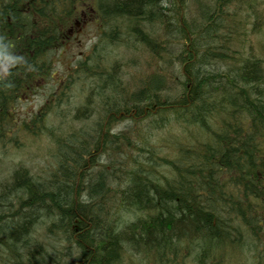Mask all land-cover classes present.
Listing matches in <instances>:
<instances>
[{"label": "trees", "instance_id": "16d2710c", "mask_svg": "<svg viewBox=\"0 0 264 264\" xmlns=\"http://www.w3.org/2000/svg\"><path fill=\"white\" fill-rule=\"evenodd\" d=\"M90 13L97 41L55 75ZM253 35L264 0H0V166L43 139L55 165L45 178L22 162L0 176V264H264V42ZM120 51L153 67L140 84L124 81L135 72Z\"/></svg>", "mask_w": 264, "mask_h": 264}, {"label": "rangeland", "instance_id": "374dc122", "mask_svg": "<svg viewBox=\"0 0 264 264\" xmlns=\"http://www.w3.org/2000/svg\"><path fill=\"white\" fill-rule=\"evenodd\" d=\"M244 19L245 18H242L238 21L241 27L243 24L242 21H244ZM231 25L232 24H228V27H230V29H231ZM237 29L240 30L238 26ZM228 31L230 30L228 29ZM98 33H99V26L97 25L95 15L92 16L91 18L88 17L85 20L80 21L73 30V32L70 34L68 41L65 43L61 51H59L55 57L57 63L55 68V72H56L55 75L59 77L61 75H64L69 70V68L73 66L72 64L74 62H76L80 58L85 57V55L89 52V49L97 41ZM251 40L254 46L257 47V42L259 41L264 42V35H260V36L253 35L251 37ZM139 47L140 49L137 50L138 52H140L142 49L141 45H139ZM122 52L123 51L117 52L116 57L119 55V57L121 58L120 60L124 63L123 65L130 67V69L135 72L133 75L131 74L129 75L130 71L125 69L123 78L130 80H124V81L126 82V84L133 82L134 85L141 83L143 78L136 79V77H139L140 75H146L147 73H145L144 69L147 68L148 70H152L153 67H146L139 60H136L134 62L130 61V59H135L133 57L134 55H130L129 53H127L129 56L120 55L122 54ZM173 69L176 72V68H172L170 70L173 71ZM167 71H169V69H167ZM173 78H175V76H173ZM52 85H53L52 83L50 84L47 83L45 86H43L40 89L39 93L33 95L31 94L30 97L25 98L22 101L18 102L17 106H18L19 116L17 117L29 118V116L35 110H37L40 107V105L43 103L44 98L47 95V92L51 91ZM131 88L132 86H129V89ZM166 138H168V140L171 142L176 140V138L172 134H169ZM23 139L24 137L21 140ZM50 144L53 145L52 143H49V141L43 139L39 142L37 141H31L30 143L27 142V145L23 146L21 150L20 149L12 150V154H10L7 159H4L3 162L4 164L0 166V176H8L12 171L14 163L22 162L23 164L27 165V167L30 169V171L33 174H36L38 177L45 178V176L49 173V171L54 170V166H55L54 157L50 156L51 153ZM160 149L162 150L161 152L163 153L166 151L167 148H160ZM168 149L170 151L174 150L173 147L171 148L169 147ZM107 154L108 153H106V155ZM0 156L4 157L2 153H0ZM127 218H129V216H127ZM1 258L2 256L0 255V261Z\"/></svg>", "mask_w": 264, "mask_h": 264}, {"label": "bare ground", "instance_id": "6f19581e", "mask_svg": "<svg viewBox=\"0 0 264 264\" xmlns=\"http://www.w3.org/2000/svg\"><path fill=\"white\" fill-rule=\"evenodd\" d=\"M154 14H155V13H154ZM121 22H122V21H121ZM150 27H151V26H150ZM110 29H111V28H110ZM115 31H116V30H115ZM156 33H157V32H156ZM158 35H159V34H158ZM160 37H161V36H160ZM159 40H160V39H159ZM157 41H158V40H157ZM159 42H160V41H159ZM164 44H165V43H164ZM148 46H149V45H148ZM160 46H161V45H160ZM178 46H179V45H178ZM167 47H168V46H167ZM61 49H62V48H61ZM176 50H177V49H176ZM181 51H182V50H181ZM116 53H117V52H116ZM146 56H147V55H146ZM172 64H173V63H172ZM172 66H173V65H172ZM172 66H171V67H172ZM168 67H169V66H168ZM180 67H181V66H180ZM100 68H101V67H100ZM175 68H176V67H175ZM177 68H178V67H177ZM78 69H79V68H78ZM139 69H140V68H139ZM168 69H169V68H168ZM171 69H172V68H171ZM165 70H166V69H165ZM169 70H170V69H169ZM173 70H174V69H173ZM83 71H84V70H83ZM173 72H174V71H173ZM170 73H171V72H170ZM162 74H163V73H162ZM102 76H103V75H102ZM151 78H152V77H151ZM151 78H150V79H151ZM168 78H169V77H168ZM150 79H149V80H150ZM147 80H148V79H147ZM149 80H148V81H149ZM167 80H168V79H167ZM139 81H140V80H139ZM170 81H171V80H170ZM178 81H179V80H178ZM140 82H141V81H140ZM146 82H147V81H146ZM147 83H148V82H147ZM147 83H146V85H147ZM240 83H241V82H240ZM73 84H74V83H73ZM139 84H140V83H139ZM142 84H144V83H142ZM74 85H75V84H74ZM107 85H108V84H107ZM82 86H83V85H82ZM108 86H109V85H108ZM108 86H107V87H108ZM140 86H141V85H140ZM142 86H143V85H142ZM170 86H172V85H170ZM180 86H181V85H180ZM190 86H191V85H190ZM192 87H193V86H192ZM73 88H74V87H73ZM169 88H170V87H169ZM173 88H174V87H173ZM135 89H136V88H135ZM171 89H172V88H171ZM187 91H188V90H187ZM163 92H164V91H163ZM171 92H172V91H171ZM164 93H165V92H164ZM173 93H174V92H173ZM106 94H107V92H106ZM130 94H131V93H130ZM126 96H127V94H126ZM130 96H131V95H130ZM169 96H170V94H169ZM62 97H64V96H62ZM160 97H161V96H160ZM174 97H175V96H174ZM179 97H180V96H177L178 99H179ZM68 98H69V97H68ZM127 98H128V97H127ZM163 99H164V98H163ZM165 100H166V99H165ZM176 100H177V99H176ZM187 100H188V99H187ZM60 101H61V100H60ZM129 101H130V100H129ZM161 101H162V99H161ZM161 101H159V102H161ZM174 101H175V100H174ZM178 101H179V100H178ZM178 101H177V102H178ZM130 102H131V101H130ZM138 102L140 103L141 101H138ZM142 102H144V100H143ZM142 102H141V103H142ZM163 102H164V101H163ZM141 103H140V104H141ZM166 103H167V102H166ZM144 104H145V103H144ZM127 106H128V105H127ZM130 106H131V105H130ZM142 106H146V105H142ZM162 106H163V105H162ZM173 106H174V105H173ZM139 107H140V106H139ZM150 107H151V105H150ZM168 107H169V106H168ZM151 108H152V107H151ZM135 109H136V108H135ZM163 109H164V108H163ZM169 109H170V108H169ZM131 110H132V109H131ZM148 110H149V109H148ZM123 112H124V110H123ZM168 112H169V111H168ZM150 113H151V112H150ZM43 114H44V113H43ZM154 114H155V113H154ZM148 115H149V114H148ZM172 115H173V114H172ZM143 117H144V116H143ZM143 117H142V118H143ZM145 117H146V116H145ZM145 117H144V118H145ZM173 118H175V117H173ZM148 120L150 121V119H148ZM151 120H152V119H151ZM149 124H150V122H149ZM151 124H152V123H151ZM171 132H172V131H171ZM169 133H170V132H169ZM194 133H195V132H194ZM64 134H65V133H64ZM170 134H171V133H170ZM61 135H62V134H61ZM65 135H66V134H65ZM172 135H174V134H172ZM60 138H61V137H60ZM57 140H58V139H57ZM61 142H62V141H61ZM62 144H63V143H62ZM66 144H67V143H66ZM175 144H176V143H175ZM68 147H69V146H68ZM68 147H67V148H68ZM122 147H123V144H122ZM60 148H61V147H60ZM170 148H171V147H170ZM166 151H169V149L167 148ZM163 153H164V152H163ZM56 155H58V154H56ZM56 155H54V156H56ZM163 155H164V154H163ZM165 155H166V154H165ZM172 156H173V155H172ZM172 156H170V157H172ZM166 157H167V156H166ZM168 159H169V158H168ZM88 160H89V159H88ZM105 160H106V159H105ZM110 162H111V160H110ZM114 162H115V161H114ZM167 166H168V165H167ZM169 166H170V165H169ZM25 168H26V167H25ZM90 168H91V167H90ZM166 171H167V170H166ZM169 171H170V170H169ZM10 173H11V172H10ZM167 173H168V172H167ZM167 173H166V174H167ZM169 174H170V173H169ZM163 176H165V174H163ZM110 186H111V185H110ZM107 190H108V189H107ZM33 200H34V199H33ZM138 213H139V212H138ZM136 215H137V214H136ZM79 221H80V220H79ZM42 224H43V223H42ZM39 227H40V226H39ZM43 227H44V226H43ZM46 233H48V232H46ZM63 234H64V233H63ZM32 237H33V236H32ZM77 237H78V236H77ZM74 238H75V237H74ZM29 246H30V245H29ZM76 246H77V245H76ZM99 247H100V246H99ZM100 250H101V249H100ZM81 251H82V250H81ZM146 254H147V253H146ZM80 255H81V254H80ZM168 255H169V254H168ZM145 256H146V255H145ZM145 256H144V257H145ZM147 256H148V255H147ZM140 257H141V256H140ZM79 258H80V256H79ZM146 258H147V257H146ZM58 260H59V259H58ZM84 260H85V259H84ZM87 260H88V259H87ZM88 261H89V260H88ZM146 261H148V260H146ZM149 261H150V260H149ZM64 264H65V263H64ZM78 264H79V262H78Z\"/></svg>", "mask_w": 264, "mask_h": 264}, {"label": "clouds", "instance_id": "9594fccd", "mask_svg": "<svg viewBox=\"0 0 264 264\" xmlns=\"http://www.w3.org/2000/svg\"><path fill=\"white\" fill-rule=\"evenodd\" d=\"M3 38H0V40H2ZM0 49H3L6 51L7 49V45L4 44H0ZM5 59L7 61H9L11 64H22L24 63V57L23 56H9L6 55ZM5 71H7V68L5 69Z\"/></svg>", "mask_w": 264, "mask_h": 264}]
</instances>
